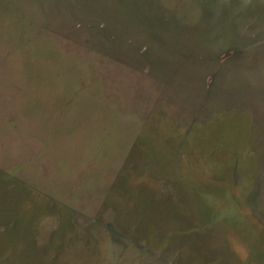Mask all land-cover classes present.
Listing matches in <instances>:
<instances>
[{
  "label": "rangeland",
  "instance_id": "rangeland-1",
  "mask_svg": "<svg viewBox=\"0 0 264 264\" xmlns=\"http://www.w3.org/2000/svg\"><path fill=\"white\" fill-rule=\"evenodd\" d=\"M0 264H264V0H0Z\"/></svg>",
  "mask_w": 264,
  "mask_h": 264
}]
</instances>
